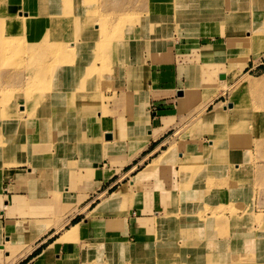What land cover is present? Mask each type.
Wrapping results in <instances>:
<instances>
[{
    "label": "crops",
    "instance_id": "obj_1",
    "mask_svg": "<svg viewBox=\"0 0 264 264\" xmlns=\"http://www.w3.org/2000/svg\"><path fill=\"white\" fill-rule=\"evenodd\" d=\"M148 1L141 9L145 14ZM218 1L204 13L158 22L149 39L140 40L138 48L143 43L147 46L145 66H133L134 74L125 70L123 84L128 91L123 99L113 101L108 115L101 120L103 134L114 135L107 151L90 149L74 154L72 170L66 162L55 164L70 170L64 181L56 185L50 183L49 175L27 164L10 165L12 173L1 174L0 264H131L135 253L127 251L126 244L131 248L139 239L150 237L159 241L164 231L170 232L169 219L166 230L162 231L159 224L168 216L166 213H171L174 200L181 209L201 189L194 187L182 195L183 180L176 173L180 170L179 161L167 164L168 159L175 153V146L178 158L186 152L199 156L216 138L227 114L225 103L229 101H219L222 93L207 99V89L214 79L201 75L208 66L220 68L219 78L224 74L221 67L227 55L212 51L222 50L229 37L240 34L241 24L252 18L245 15L246 11H230V0ZM37 5L36 12L46 15L45 3L40 1ZM217 9H223V13H216ZM47 14L50 15L48 9ZM192 70L200 72V76L195 77ZM195 88L198 94L192 97V91L188 99V90ZM136 116L138 120L133 121ZM163 145L168 147L159 152ZM163 154L167 159L159 161L151 172L148 166ZM212 163L226 167L228 175L217 176L216 186L227 188L229 165L244 161L238 152L232 154L227 148L215 152ZM140 164L144 166L133 174ZM261 169L264 170V163L252 168L254 186L264 179V175L259 176ZM208 179H204V184ZM121 187L125 188V195L112 200ZM231 191L239 194L240 189ZM80 215L85 216L75 222L80 224L79 236L60 241L74 224L72 220ZM256 232V236L264 238V228ZM258 261L264 264V259Z\"/></svg>",
    "mask_w": 264,
    "mask_h": 264
},
{
    "label": "rangeland",
    "instance_id": "obj_2",
    "mask_svg": "<svg viewBox=\"0 0 264 264\" xmlns=\"http://www.w3.org/2000/svg\"><path fill=\"white\" fill-rule=\"evenodd\" d=\"M22 1H19L15 6L17 10L14 12L16 20L13 23L16 24L17 28H19L20 25H23L26 28V32H20L18 35L14 36L16 39L12 43H8L5 41V49L3 46V49L0 50V67L1 64H5L8 65V68L11 69V63H14L16 65V68L13 70L14 72L11 75H7L5 81L2 82L0 78V84L7 88L10 87L14 89L15 85L20 82L21 78L22 80H26L28 75L32 72L31 69L35 67V63L38 64V68L44 67L42 68V70L40 69V74L43 73L45 75L46 81H52L57 84H60V78H57L59 79L57 80V75L54 76L55 73L64 71V73L62 74V76L64 77L67 73L68 67L74 68V73L70 75V79L72 81L73 79H75V74L77 71H85V69L87 68V64H94L96 66L99 65L101 66V68L100 70H98V72L102 75L103 79L100 80L99 83L97 80L95 86L97 88L99 87L98 85H100V87L104 86V90H106V96L109 97V100L112 99L111 104H108V101L104 100V109L106 107L110 108L115 100L117 102L119 98L123 99L124 96L122 94V90L125 88L127 89V86L123 84L125 70L128 68L130 73L133 74L136 68L140 69L145 66L144 52L146 51L147 46L145 43H143L142 47L138 48V43L136 47L138 49L133 50L131 45L132 41L129 40L131 38L127 39L130 36L129 33L133 31L136 39L142 36H146L144 40L149 39L148 36H150V32H152V28H149V31L147 32H145L144 28V32H142L143 27H140V25H142V20L147 19V17H151V14H153V16L155 17L156 15H158L156 17V19L158 20H154L157 21V23L163 20H173L172 17L162 14L165 10L161 6L156 9V4L160 0L148 1L149 9L147 11V14H145L143 10L141 11L145 0H90L92 2L87 0L86 9L89 14L90 12L94 13L97 12L96 10H99L101 14L100 16H103V18L110 17L113 18L112 20L116 19V21L112 22L114 23L113 26L116 27L114 28V30H119L117 34L120 37L122 35L126 36L125 42L118 43L117 41H115L112 48L108 50L105 57H103L101 56V54L99 55L95 50V42L93 41V39L96 32L92 27V24L84 20L75 18V20L70 24H68L67 22L64 23L65 27L70 29L74 26V29L78 30L79 28H81L78 27V25L81 24L83 25L82 30L80 34L74 33L73 35L74 42L72 43V45L76 47L75 51L72 52L71 47L69 49L68 45H65L64 56L60 54L62 48L59 43L56 44V49H52L51 45L49 44L41 47L38 44L34 45L33 43H27L25 41V34L31 31L34 32V28H36L31 19L39 17L40 13L36 12V6H38L37 4H39L37 1H33L36 3L35 5H32V2L29 3L26 8ZM41 1L46 2V0ZM70 1L72 2L73 0ZM205 2H207L208 4L207 6H203L204 11L209 9L211 5L215 4L216 0H206ZM218 2L220 3L221 0H219ZM247 5L249 9L256 7L257 0H249V3ZM4 8L8 9L10 13H13V9H10L11 0L7 1V3L4 5ZM66 8L67 6L65 7L64 4L60 6V9L62 10ZM159 8L162 9L163 12L159 10ZM79 10V5L75 4L74 15L78 14ZM58 12L61 11L58 10ZM167 12L172 15L174 14V12L166 11V15H168ZM62 13H64V15H67L65 10L62 11ZM83 13L84 16L87 15L86 11ZM112 14L114 15L111 16ZM254 14L255 12H252L251 10L249 12H245V15L249 18H251ZM142 16H144V18ZM5 20L9 22L8 18H6ZM143 21L145 22V20ZM154 21H152V23L150 24L152 27H155V25L153 24ZM13 23H9L8 25L11 26ZM245 25L246 26L243 27L244 30L242 28L241 32L248 30L247 23ZM6 38L7 37H5V39ZM242 43L243 42L238 41L236 45L234 44V47H230L229 42L227 41L222 50H217V48L216 51H212L213 53L211 52L212 54L218 53L219 55L225 53V55H227V58L224 59V65L221 67V69L224 71L223 79H220L218 76V70H220V68L215 69L209 66L203 71L204 75H201V77L204 76L207 80L214 79L212 82V87H209L207 89L208 94H206V98L210 100V97L212 95L222 93L223 96L219 99V101L221 99L223 101H229V103H225L227 105L226 113L233 114V112H231L232 103L239 104L242 99H245L248 105V113L244 118V123L238 120L239 122L236 124V127L231 130L230 135L227 137L228 139L221 140L217 143H214V140H212L211 144L206 146L208 149L204 150H209V153H207V155L205 154V152H203L199 156L192 155L189 152H186L184 157L178 158L176 149L177 147L175 146V153H173L172 157L168 159L167 164L172 162L178 164V161L179 164L182 163L180 164V170L176 172L177 174H180L183 180L182 195H185L188 190L194 189V187L197 186L203 191V194L194 196L193 201L187 202L186 206L181 209L178 208L177 201L174 200L171 213H166L168 215L165 217L166 220L163 218L164 220L162 221H164V223L162 225H159L160 229L164 228L162 231L166 230L168 228L167 223L169 219L170 232L166 234L167 232L164 231V233L160 235L159 241L150 237L147 240L139 239L137 244L135 245L136 247L133 246L130 248V246L126 244V250L135 253L131 264H205L206 262H204L203 260L204 257L207 254V257H210L211 253L213 254L211 260L209 261V264H215L213 262H217L218 264H258L259 259H264V238L256 236V230H260L261 227L263 228L264 226V224L258 220L260 216H264V213H261L264 211V179L262 178L258 180L255 186L252 184L253 166L259 163H264V67L255 66L258 59L264 56V51H262L256 58L252 53H245L246 56L248 54L247 57L249 58L246 57L248 60L246 59L247 61L242 62L244 52L242 49L243 47H240ZM78 47L80 48L79 51L77 50ZM248 47L250 46H247V49H250ZM82 49L84 51L81 54ZM117 52L118 54L116 55ZM45 54H47L46 58L44 60L41 59V55L44 56ZM112 62L114 64L111 65ZM135 65H137V67L134 69L133 66L135 67ZM193 71L196 72L197 76H200V72H198L197 70H192V74ZM233 71L236 72V74L238 72L240 73L237 77L232 78ZM66 78L67 74L65 76L64 83H70L66 80ZM243 78H246L250 82H252L251 85H256L254 86L256 90L249 89L246 91L244 88L237 86L239 85L238 82ZM36 79H38L37 75ZM96 79L97 78H95V80ZM56 80L58 82H56ZM27 82H25L23 86H25ZM35 82L29 84L28 86H25L27 88L26 91L18 92L19 89H16L18 93H12L14 95V103L12 106L21 110L22 113L30 114L33 117L50 116L53 114V104H50L48 107L45 103H43L39 108L36 109L35 114H32L29 108L24 106L21 102H16V100L18 99H29L31 97L30 94H33V96H35V93H37V95H41L48 94L55 90H61V86L59 85L57 87L58 89L34 91L33 88L35 87ZM113 88H117L116 90L118 91V96L116 95V97H113ZM190 93L192 92L187 93L188 99L190 97ZM197 94L198 90L196 88L193 89L192 97H196ZM1 98L2 97H0V99ZM131 99L132 97H130V99L128 98V100L130 101ZM192 100H194V98H192ZM98 106L99 105H97L96 103V108L94 111L96 120L99 117H106L101 115L102 110L100 111L101 108ZM192 108L189 110H192ZM257 115L259 116V118H257ZM97 122L99 123V121ZM99 126L101 127V124ZM99 126L98 128L100 129ZM45 127V124H41L38 129L44 131ZM54 127L58 128L60 127V125L55 124ZM257 127L260 128V133ZM85 135L88 142H93L94 136H96L103 144H105V141L109 139L108 136L112 137V135H104L103 132H94L93 134L92 131H88V133L86 132ZM46 136L47 135L44 134L42 136L43 138L41 140H37L32 146V137L30 139L25 137L27 144L25 146V151H21L23 154H27L28 157H24L26 159H32L33 169H40V172L46 173L47 176L49 175V179L50 177L57 176L59 174L62 176L64 175V173L68 174V171L70 170H67V168L66 170H62V167L51 166V169L49 167L47 170L46 168L43 169V167L41 166L49 165V162H47V160H49L48 155L51 157V159H53L57 153V150L56 152L52 150L55 149V141L52 142L51 140H49V138H46ZM101 136H103L104 139H101ZM28 144L29 149H27ZM17 145L20 147V149H22L23 141L17 143ZM106 145L107 144L104 145L102 150L107 147ZM173 145L171 147H173ZM167 147L168 145H163L158 149V151L161 152V149H165ZM227 148L232 152V154L236 155L238 152L242 157L244 164L241 163L240 165H237L234 163L233 165H229V179L227 183L228 187L222 188L221 186H216L217 179L219 178L217 176H226L228 175V171L224 166L213 165L212 160L209 161V159L213 158L215 152ZM90 149L98 148H94L93 146H91V144L84 142L80 148L74 147L72 150L69 149L68 151L72 152V155L70 153L67 156L68 159L67 157L65 158V162L68 168L71 169V167L75 165L73 160L74 154L82 153L83 151L85 153ZM198 161L206 162V164L202 165V168L200 170L196 169V165L197 167H199V165L197 164ZM242 164L245 166L244 170L241 169ZM7 166L9 167L6 169L12 170V167H10V165ZM143 166V164H140L133 172V174L138 172ZM237 168L238 170H236ZM29 169L32 168L29 167ZM196 170L198 171V173ZM194 173H197V175H193ZM30 174H32V172H30ZM190 174H192V178L190 177V179H188L187 176ZM237 174L238 176L236 177ZM262 175H264L263 169L259 171V176ZM205 178H209L206 183L207 186L206 184H204ZM114 180L115 179H112V181ZM115 187L116 185H114L110 190H113ZM233 189H240L239 194L232 193L231 190ZM243 190L244 194H241ZM186 208L190 209V211L192 210L193 214L196 213L197 215H192V218L190 220L184 219L183 216L186 213ZM233 214L240 215V218L238 220L241 223L239 225L234 224L236 221L232 220ZM84 216L85 215L78 216L77 218L72 220V223L80 221L81 217ZM193 216L196 217V221L193 219ZM256 217L258 219H255ZM254 233L256 234L254 235ZM201 239H206L207 241L205 250L200 253H196V251L192 252L190 249L192 247L191 244L194 245L193 241L196 242L200 240V243H203V240ZM253 239L255 240L254 246H249V250L246 254H243V256L242 254L239 255V251L241 252L240 245H244L246 242H252ZM38 250H36L35 252H37ZM236 251L238 252V254ZM195 256H203V261L201 260V257L199 259L197 258V261L194 260L193 258Z\"/></svg>",
    "mask_w": 264,
    "mask_h": 264
},
{
    "label": "bare ground",
    "instance_id": "obj_3",
    "mask_svg": "<svg viewBox=\"0 0 264 264\" xmlns=\"http://www.w3.org/2000/svg\"><path fill=\"white\" fill-rule=\"evenodd\" d=\"M7 1L8 0H0V50L3 49V46L5 49V45H4L5 41L8 43H12L16 39L14 36L18 35L20 32H26V28L23 25H20V27L17 28L16 24L13 23L16 20L14 12L17 10L15 6L19 1H22V0H11L10 9L11 10L13 9V13H10L8 9L4 8V5L7 3ZM33 1H37L39 3L41 0H23L22 3L24 4L26 8V6L31 2H32V5H35L36 3ZM205 1L206 0H160L156 4V9L159 6H161L165 10L163 12V10L159 8V10L163 12L162 13L163 15L172 17V19H185V17H188L193 12H196L197 15L199 12L204 13L203 6L204 5L207 6L208 4ZM86 2L87 0H73L72 2L70 0H46V2H42V3H45L43 8H45L46 11H44L43 13H45L46 15H43V16L40 15L39 17L33 18L35 20L31 19V21L35 24L36 28H34L35 29L34 32L31 31L25 34L26 35L25 41L27 43L28 42L33 43L34 45L38 44L41 47H44L45 45L49 44L51 45L52 49H56V44L59 43L62 48V51L60 52V54L65 56L64 54L65 45H68L69 49L71 47L72 52L75 51L76 47L72 45V43L74 42L73 35L74 33L80 34L83 25L79 24L78 27H81V28H79L78 30H75L74 26L70 29L66 28L64 23L67 22L68 24H70L75 20V18H77L79 20H84L92 24V27L95 29V32H96L94 39H93V41L95 42V50L97 51L99 55L101 54V56L105 57V55L107 54V51L112 48L115 41H117L118 43L119 42L123 43L125 42L126 36L122 35L120 37L117 34L119 30L118 29L114 30V28L116 27L113 26L114 23L112 22L116 21V19L112 20L113 18H110V17L103 18V16H100L101 14L99 10H96L97 12H94V13L90 12L89 14L86 9L87 7ZM248 3H249V0H230L229 1L230 11H232L233 13H239L241 11L249 12L250 10L252 12L253 11L255 12L251 20L247 23V28L249 31L241 32L242 28L246 26L245 24H241L240 34L234 37H229V39L227 40L229 42L230 47H234L238 41L243 42L242 45H240L241 48L243 47L242 49L244 51L242 62L247 61L248 60L247 58H249L247 57L248 54L246 56L245 53H248V52L252 53L254 57L256 58L264 50V31H263L264 29V0H257V6L250 8V9L247 7ZM62 4H64L65 7L67 6V8L63 10L60 9V6H62ZM75 4L79 5L80 10L78 11L79 12L78 14L74 15ZM47 9L49 10L50 15L47 14ZM58 10H60L61 12H58ZM64 10L67 13V15H64V13H62V11ZM85 11L87 12L86 16H84V13H83ZM166 11L174 12V14L172 15L167 12L168 15H166L165 14ZM215 12H211V13L212 14H216L220 12L223 13V10H218V12L216 13ZM113 15L114 14H112L111 16ZM157 16L158 15H156V17ZM142 17L144 18V16ZM156 17L153 16V14H151V17H147V19H143L145 20V22L142 20V25H140V27H143L142 32H144V28H145V32L149 31V28L150 29L152 28L150 24L152 23V21L156 19ZM6 18L9 19V22L5 20ZM9 23H13V24L9 26L8 25ZM153 24L155 26L159 25L157 21H154ZM129 34L130 36L127 39L131 38L129 40L132 41L131 42L132 49L137 50L136 48L137 44L140 42L141 39L146 38V36H142L136 39V37L134 36L135 34H133V31ZM5 37L7 38L5 39ZM247 46H250L248 47L250 49H247ZM77 50L79 51L80 48L78 47ZM83 51L84 50L82 49L81 54L83 53ZM117 54L118 52L116 53V55ZM46 56L47 54H45L44 56L41 55V59L44 60ZM112 64L114 63L112 62L111 65ZM10 67L11 69L8 68V65L1 64L0 78L2 82L5 81V78L7 75H11L14 72L13 70L16 68V65L14 63H11ZM42 68L44 67L38 68V64L35 63V67L31 69L32 72L28 75L26 80H22L21 78L20 82L15 85L14 89L10 87L7 88L0 84V88H1L0 97H2L0 99V165L1 164H4V165L27 164L32 167L33 166L32 159H26L24 157L25 154H23L21 151V150H23V152L25 151V146L27 144L25 137L29 139L32 137L33 139V142L31 144L32 146L37 140H41L44 134H46L47 135L46 138H49V140H51L52 142L55 141L54 145H56L55 149L57 150V153L53 159H51V157L48 155L49 160H47V162H49V165H46V164H45L46 166L41 165L43 169L46 168L48 170L49 167L51 169V166H54L55 164L64 165L66 161L65 158L70 153L72 155V152H69L68 150L69 149L72 150L74 147L80 148L84 142L91 144V146H93L94 148H98L100 151L108 150L107 147H105L104 150H102V148L104 147L105 144L108 145L110 143V141L112 140L111 138H113L114 135L112 137L108 136L109 139L105 141L106 142L105 144L101 143L100 139L97 138L96 136H94L93 142H88L86 139V135H85V133L86 132L88 133V131L89 132L92 131L93 134L94 132L102 133V128L99 125L101 124V120L104 117L103 118L99 117L97 120L95 119L96 117L94 115L95 114L94 111L96 108V103L97 105H99L98 107L101 108L100 111L102 110L101 115L107 116L110 111L108 107L104 109L103 103H104V100H106L108 101V104H109L111 102L110 100L112 99L109 100L108 99L109 97L106 96L105 94L106 90H104V86L100 87V85H98L99 86L98 88L95 86V83L97 80L99 83L100 80L103 79L102 75L98 72L101 66L99 65L96 66L94 64H87V68L85 69V71H82V70L77 71L75 74V79H73L72 81L70 79V75L74 73V68L68 67L67 73H66L67 74L66 80L70 83H64L65 76H66V74L64 77L62 76L64 71L55 73L54 75V76L57 75L56 79L60 78V84H57L52 81L51 82L46 81L45 75L43 73L40 74ZM239 73L240 72L236 74V72L233 71L232 78L237 77ZM36 75L38 79H36ZM193 75L197 77V74L195 71H193ZM95 78L97 79L95 80ZM220 79H223V78L220 77ZM57 80L56 82H58ZM25 82H27L25 86H28L29 84H32L35 82V85H34L35 87L33 88L34 91L58 89L57 87L59 85L61 86V90H55L48 94H41V95H37V93H35L34 94L35 96H33V94H30L31 97L29 99L16 100L17 103L21 102L24 106L29 108L32 114H35L36 109L39 108L43 103H45L48 107L50 104H53L52 107L54 108V110H53L52 115L47 116V117L45 116L44 117H33L30 114L22 113L21 110L12 106L14 103L13 94L18 93L20 91L27 90V88L23 86ZM238 83L239 85L237 86L244 88L246 91L249 89H255L254 86H256L253 84L251 85L252 82H250L246 78L241 79ZM16 89H19V91L17 92ZM113 89H114L113 97H116V95L118 94V91L116 90L117 88H113ZM126 91H128V88L127 89L125 88L122 90L123 96L125 95ZM192 91L193 89L188 90V92H192ZM231 112H233V114L227 113L226 116L224 117L222 124L219 125L216 138L214 139V143H217L221 140L228 139L227 137L230 135L231 130L234 127H236V124L239 122L238 120L244 123V120H245L244 118L247 116V113H248V105L245 99H242V101L239 104L232 103ZM257 118H259L258 115H257ZM132 120L137 121L138 116L134 117ZM97 121H99V123ZM41 124H45L46 126L44 128V131L38 129V127ZM55 124L60 125V127L55 128L54 127ZM98 126L100 127V129L98 128ZM257 129L260 133V128L257 127ZM100 138L104 139L103 136H101ZM22 141H23V145H22V149H20L17 143H20ZM27 149H29V144L27 145ZM204 152L207 155V153H209V150L204 151ZM164 159H167V155H164L159 160H156L155 162H153L151 165L148 166L149 167L148 169L150 171L151 170L154 171V169L158 166L159 161L161 162V160H164ZM211 160L212 159H209V161ZM197 164L199 165V167H197L196 165V169L200 170L202 168V165L206 164V162L198 161ZM55 167H58V166H55ZM236 170H238V168ZM2 173H6L10 175L12 173V170L6 169L4 168V166H2L0 167V177ZM197 173H194L193 175L196 176ZM65 175L66 173H64L63 176L59 174L57 176L50 177V183L56 185L59 182L64 181ZM190 175L187 176L188 179H190L191 177ZM196 186H197V183H196ZM188 193H190V190L187 191L185 196ZM201 194H203L202 190L201 192H198L195 196L201 195ZM123 195H125V188L121 187L117 191L114 192L113 197L111 199L114 200L117 197L118 198L122 197ZM109 201L110 200L104 203L106 204ZM3 203L4 205L7 204L5 202ZM185 212L186 213L183 217L186 220H190L192 218L191 216L196 214V213L193 214V211L192 210L190 211V209L188 208H186ZM232 217H233L232 220L236 221L234 223L235 225H239L241 223L238 220L240 218V215L233 214ZM257 217L255 219H258ZM195 218L196 217L193 216V219L196 221L197 219ZM258 220L264 224V216H260ZM163 223L164 221L160 222L159 225H162ZM79 232H80V224L74 223L71 225L69 229H67V231L62 236L60 241L73 240L79 236ZM255 234L256 233H254V235ZM193 243L194 245L191 244L192 247L190 250L192 252L196 251V253H200L205 250L207 241L206 239H204L203 243H200V240L196 242L193 241ZM254 244H255L254 239L252 240V242H246L244 246L241 248L242 256L243 254L247 253V251L249 250L248 249L249 246L250 247L251 245L254 246ZM212 254L213 253H211L210 257H207L208 255L207 254L204 257V259H203V256H198V257L195 256L193 259L196 260L197 258L199 259L201 257V260L203 259L204 262H206L205 264H209ZM213 263L218 264L217 262H213Z\"/></svg>",
    "mask_w": 264,
    "mask_h": 264
},
{
    "label": "built area",
    "instance_id": "obj_4",
    "mask_svg": "<svg viewBox=\"0 0 264 264\" xmlns=\"http://www.w3.org/2000/svg\"><path fill=\"white\" fill-rule=\"evenodd\" d=\"M256 67H264V56L260 57L257 61V63L255 64Z\"/></svg>",
    "mask_w": 264,
    "mask_h": 264
},
{
    "label": "water",
    "instance_id": "obj_5",
    "mask_svg": "<svg viewBox=\"0 0 264 264\" xmlns=\"http://www.w3.org/2000/svg\"><path fill=\"white\" fill-rule=\"evenodd\" d=\"M220 77L224 78V74H221ZM179 93H180V95L183 94L182 91H180Z\"/></svg>",
    "mask_w": 264,
    "mask_h": 264
},
{
    "label": "trees",
    "instance_id": "obj_6",
    "mask_svg": "<svg viewBox=\"0 0 264 264\" xmlns=\"http://www.w3.org/2000/svg\"><path fill=\"white\" fill-rule=\"evenodd\" d=\"M75 223V222H74Z\"/></svg>",
    "mask_w": 264,
    "mask_h": 264
}]
</instances>
